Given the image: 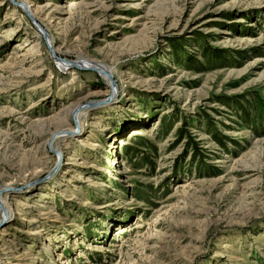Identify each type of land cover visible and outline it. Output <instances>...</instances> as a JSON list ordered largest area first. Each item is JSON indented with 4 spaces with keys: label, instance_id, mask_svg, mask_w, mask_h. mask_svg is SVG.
Segmentation results:
<instances>
[{
    "label": "rangeland",
    "instance_id": "374dc122",
    "mask_svg": "<svg viewBox=\"0 0 264 264\" xmlns=\"http://www.w3.org/2000/svg\"><path fill=\"white\" fill-rule=\"evenodd\" d=\"M257 95L264 0H0V264H264Z\"/></svg>",
    "mask_w": 264,
    "mask_h": 264
},
{
    "label": "trees",
    "instance_id": "16d2710c",
    "mask_svg": "<svg viewBox=\"0 0 264 264\" xmlns=\"http://www.w3.org/2000/svg\"><path fill=\"white\" fill-rule=\"evenodd\" d=\"M175 48H176V46H175ZM181 53L179 52L178 54L180 55ZM201 54L204 56V59H205L206 63H208L209 66L218 67L220 65V63H222L224 60V56L221 55L220 53L214 52V51H211V50H208L205 48L202 49ZM184 58H186V61L184 62L185 66L190 67V68H194L198 71H201L203 69L201 67L200 63L197 61V59H194V58L188 57V56H185ZM255 98H256V103H257V109H256L257 111L255 113H249L247 110V107H243L241 105L238 106L240 109L239 116L241 118L242 123H244V126L246 125L248 127H252L255 125V123L258 120H260L262 123H264V107H261V109H260V106H263L264 102L259 99L258 95ZM174 123L175 122H172L170 125L165 123V125L163 126V131L165 133L170 132ZM186 133L187 132L183 129L182 126L180 127V129H177V131H176V134L179 138L186 135ZM215 139L219 143H221V140L217 136H215ZM136 141H137L136 142L137 147L134 148L131 146H126L124 148V150H125L124 155H125L126 159L129 161V163H134V168H140L141 166H144V165L151 163L149 161V159L145 158L144 153H140V151L144 148H150L153 146H150L148 141L142 137H136ZM192 150H193V147H192ZM140 156L142 157V160L145 162L141 163V162H137V160H135V159H138Z\"/></svg>",
    "mask_w": 264,
    "mask_h": 264
},
{
    "label": "water",
    "instance_id": "95a60500",
    "mask_svg": "<svg viewBox=\"0 0 264 264\" xmlns=\"http://www.w3.org/2000/svg\"><path fill=\"white\" fill-rule=\"evenodd\" d=\"M46 36V35H45ZM53 54V53H52ZM53 56H54V54H53ZM55 59V58H54ZM84 69V68H83ZM86 69H88V70H92V71H95V72H98L99 74H102V75H104L107 79H108V81L112 84L111 86V88H112V95H111V97L107 100V101H105V103H110V102H112L115 98H116V96H117V92L115 93L114 91H116V89H117V87H116V84H115V82L113 81V76L110 74V72H108V71H100V70H98L96 67L95 68H86ZM104 103V104H105ZM75 120H76V118H75ZM77 121V120H76Z\"/></svg>",
    "mask_w": 264,
    "mask_h": 264
},
{
    "label": "bare ground",
    "instance_id": "6f19581e",
    "mask_svg": "<svg viewBox=\"0 0 264 264\" xmlns=\"http://www.w3.org/2000/svg\"><path fill=\"white\" fill-rule=\"evenodd\" d=\"M29 10V9H28ZM40 30H42L41 28H39ZM42 32H43V30H42ZM43 33H45V32H43ZM88 61H86V62H83V60H79V61H77L76 63V65H78V64H83V65H89L88 63H87ZM59 68L62 70V71H65V70H67L68 69V64H65V63H62V62H60L59 64ZM94 65V64H93ZM101 71H103L102 69H101ZM106 71V70H105ZM78 117V119H80V116H77ZM3 191H5L6 189H9V188H6V189H3V188H1ZM6 200L3 198V197H1L0 198V207H2V208H7V205H6ZM1 263V262H0Z\"/></svg>",
    "mask_w": 264,
    "mask_h": 264
}]
</instances>
